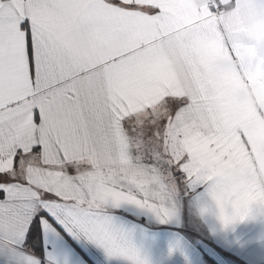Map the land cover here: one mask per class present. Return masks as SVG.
Wrapping results in <instances>:
<instances>
[{
    "label": "snow or ice",
    "instance_id": "6c2138e0",
    "mask_svg": "<svg viewBox=\"0 0 264 264\" xmlns=\"http://www.w3.org/2000/svg\"><path fill=\"white\" fill-rule=\"evenodd\" d=\"M261 9L0 0V264H147L135 222L168 225L181 194L222 229L264 217ZM217 68L257 92L254 128L205 105Z\"/></svg>",
    "mask_w": 264,
    "mask_h": 264
},
{
    "label": "crops",
    "instance_id": "0c3cea01",
    "mask_svg": "<svg viewBox=\"0 0 264 264\" xmlns=\"http://www.w3.org/2000/svg\"><path fill=\"white\" fill-rule=\"evenodd\" d=\"M241 29L249 27L247 15L241 17ZM264 38V31L257 33ZM211 86L204 99L214 111H224L229 120H250L249 113L257 99L221 78L219 69L208 77ZM264 95V81L258 83ZM254 128L255 125H252ZM234 133L235 129H229ZM264 152V132L253 145ZM206 202L204 193L181 194L178 215L168 225L160 226L150 218L135 222L132 242L147 264H264V217L251 216L228 229H222L212 216H201L199 207ZM210 262V263H209Z\"/></svg>",
    "mask_w": 264,
    "mask_h": 264
},
{
    "label": "clouds",
    "instance_id": "9594fccd",
    "mask_svg": "<svg viewBox=\"0 0 264 264\" xmlns=\"http://www.w3.org/2000/svg\"><path fill=\"white\" fill-rule=\"evenodd\" d=\"M260 18L264 20V9L260 10Z\"/></svg>",
    "mask_w": 264,
    "mask_h": 264
},
{
    "label": "trees",
    "instance_id": "16d2710c",
    "mask_svg": "<svg viewBox=\"0 0 264 264\" xmlns=\"http://www.w3.org/2000/svg\"><path fill=\"white\" fill-rule=\"evenodd\" d=\"M210 263V262H209ZM210 264H213V263H210Z\"/></svg>",
    "mask_w": 264,
    "mask_h": 264
}]
</instances>
